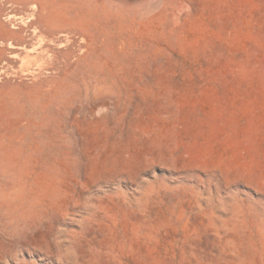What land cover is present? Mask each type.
<instances>
[{
    "label": "rangeland",
    "instance_id": "obj_1",
    "mask_svg": "<svg viewBox=\"0 0 264 264\" xmlns=\"http://www.w3.org/2000/svg\"><path fill=\"white\" fill-rule=\"evenodd\" d=\"M46 1L96 43L0 73V264H264V0Z\"/></svg>",
    "mask_w": 264,
    "mask_h": 264
},
{
    "label": "bare ground",
    "instance_id": "obj_2",
    "mask_svg": "<svg viewBox=\"0 0 264 264\" xmlns=\"http://www.w3.org/2000/svg\"><path fill=\"white\" fill-rule=\"evenodd\" d=\"M95 43L91 28L55 12L46 0H0L1 74L24 75L38 87H55L90 56ZM3 63L8 70H1Z\"/></svg>",
    "mask_w": 264,
    "mask_h": 264
}]
</instances>
